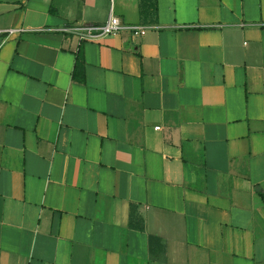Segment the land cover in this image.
<instances>
[{"label": "crops", "instance_id": "0c3cea01", "mask_svg": "<svg viewBox=\"0 0 264 264\" xmlns=\"http://www.w3.org/2000/svg\"><path fill=\"white\" fill-rule=\"evenodd\" d=\"M157 5L0 0V264H264V0Z\"/></svg>", "mask_w": 264, "mask_h": 264}, {"label": "trees", "instance_id": "16d2710c", "mask_svg": "<svg viewBox=\"0 0 264 264\" xmlns=\"http://www.w3.org/2000/svg\"><path fill=\"white\" fill-rule=\"evenodd\" d=\"M139 9L141 20L143 23L155 22L157 20L158 14V5L157 0H139ZM74 77L79 81H84V59L82 51H79V54L76 59ZM257 192L261 195L264 200V192L260 189L259 186H256ZM139 204L131 203L130 204V226L138 230H143L144 223L143 219L137 215V209ZM149 244H150V257L155 261H165L166 252L164 249V243L162 237L154 234L149 235Z\"/></svg>", "mask_w": 264, "mask_h": 264}, {"label": "built area", "instance_id": "2783aa9c", "mask_svg": "<svg viewBox=\"0 0 264 264\" xmlns=\"http://www.w3.org/2000/svg\"><path fill=\"white\" fill-rule=\"evenodd\" d=\"M149 29L148 25H131L124 24L118 16L111 15L110 18L103 24H70L57 31L65 34L75 36L79 42L95 41L104 36L117 35L122 31H128L134 37L143 36ZM22 30L10 29L7 31L0 30V37L5 35L9 36ZM5 39L0 40V46L4 43Z\"/></svg>", "mask_w": 264, "mask_h": 264}]
</instances>
